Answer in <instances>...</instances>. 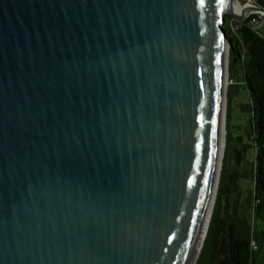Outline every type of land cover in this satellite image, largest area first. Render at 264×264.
<instances>
[{"label": "water", "instance_id": "water-1", "mask_svg": "<svg viewBox=\"0 0 264 264\" xmlns=\"http://www.w3.org/2000/svg\"><path fill=\"white\" fill-rule=\"evenodd\" d=\"M230 4L0 0V264H189Z\"/></svg>", "mask_w": 264, "mask_h": 264}, {"label": "trees", "instance_id": "trees-1", "mask_svg": "<svg viewBox=\"0 0 264 264\" xmlns=\"http://www.w3.org/2000/svg\"><path fill=\"white\" fill-rule=\"evenodd\" d=\"M264 9V0H254ZM254 20V21H253ZM257 14L252 13L240 20L224 15L222 25L230 41L229 70L234 63L240 67L242 87L246 90L243 133L246 148L253 152L248 165L251 183L245 202L247 216L238 214L239 192L230 174V186L223 185L225 148L217 194L202 247L195 264H264V34L257 25ZM234 191L226 200L231 211L221 217L217 202L220 190Z\"/></svg>", "mask_w": 264, "mask_h": 264}, {"label": "rangeland", "instance_id": "rangeland-1", "mask_svg": "<svg viewBox=\"0 0 264 264\" xmlns=\"http://www.w3.org/2000/svg\"><path fill=\"white\" fill-rule=\"evenodd\" d=\"M247 2L253 3V0H238V3L242 7L247 5ZM260 16V18L264 20V14H260ZM261 32L264 34V27L261 28ZM228 49V77L225 89L224 111V140L218 178L220 177L221 173L222 159L225 148L224 174L222 183L223 185L226 184V186H230V184H232L230 183L232 180L229 176L231 173L234 174V182L236 183L237 191L239 192L238 214L245 217L248 215L245 202L248 199V189L251 185L248 177V165L252 161L253 152L251 148L244 147L247 140L242 130V126L244 125V113H242L241 106L246 101V90L242 87V77L239 70L240 67L234 63V66L232 65L231 69L229 70L230 47ZM217 189L218 185L216 188V194ZM224 189L225 188L222 186L216 207V211H218V214L221 217L225 216L226 213L231 211L230 205L229 207H225V204L227 198H229L230 195H234L232 194L234 191L227 192Z\"/></svg>", "mask_w": 264, "mask_h": 264}, {"label": "bare ground", "instance_id": "bare-ground-1", "mask_svg": "<svg viewBox=\"0 0 264 264\" xmlns=\"http://www.w3.org/2000/svg\"><path fill=\"white\" fill-rule=\"evenodd\" d=\"M230 6H231V9L234 12L239 13V14L242 13L243 10H244L243 7L240 6V4L238 3V0H231ZM226 53H227V50L225 48V54ZM225 56H227V55H225ZM226 74H227V69H226V73H224V76H223V91L225 90V86L227 84V76H226ZM223 140H224V100L222 99L221 126H220V129H219V143H218L217 156H216V161H215V172H214V181H215V183H216V179L218 180V175H219V170H220L221 154H222V149H223ZM215 183H214V186H215ZM214 186H213L212 196L214 194H216L217 183H216V188L215 189H214ZM214 197H215V195H214ZM205 227H206V221H205L203 227L201 228V231H200V234H199V237H198V240H197L195 253L192 254L189 264H194L195 263V259H197L196 257L198 256V252H199L200 246H201L200 243L203 242V239H204L206 231H207V229Z\"/></svg>", "mask_w": 264, "mask_h": 264}, {"label": "built area", "instance_id": "built-area-1", "mask_svg": "<svg viewBox=\"0 0 264 264\" xmlns=\"http://www.w3.org/2000/svg\"><path fill=\"white\" fill-rule=\"evenodd\" d=\"M253 3H255V1L253 0ZM248 4H251L250 2H247V5ZM261 16L260 15H257V19L259 20V22L257 23L256 21V23H257V25H259V24H261V23H263L264 22V20H262L261 18H260ZM254 21V20H253Z\"/></svg>", "mask_w": 264, "mask_h": 264}]
</instances>
